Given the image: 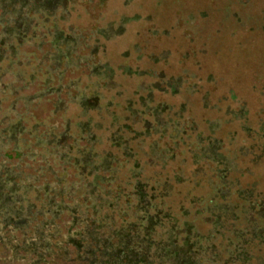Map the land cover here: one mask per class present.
<instances>
[{
	"label": "rangeland",
	"instance_id": "obj_1",
	"mask_svg": "<svg viewBox=\"0 0 264 264\" xmlns=\"http://www.w3.org/2000/svg\"><path fill=\"white\" fill-rule=\"evenodd\" d=\"M1 41L0 264H107L122 255L118 264H151V241L132 234L141 231L138 211L121 198L126 187H113L128 170L120 123L166 133L168 144L191 140V153L201 152L195 134L216 139L231 172L255 152L251 171L264 191V0H0ZM158 102L173 107L171 123L156 114ZM97 150L109 164L97 165ZM182 155V167L203 177ZM119 209L135 228L116 223Z\"/></svg>",
	"mask_w": 264,
	"mask_h": 264
},
{
	"label": "trees",
	"instance_id": "obj_2",
	"mask_svg": "<svg viewBox=\"0 0 264 264\" xmlns=\"http://www.w3.org/2000/svg\"><path fill=\"white\" fill-rule=\"evenodd\" d=\"M0 44L2 45V41ZM8 47L9 44H5L4 49ZM2 52H4L3 49L1 54ZM169 87L172 88L171 85ZM157 105L161 107L162 112L156 110V114L159 112L164 114L166 118L163 120L164 123H171L170 116H174V111L170 112L168 108L173 107L164 105L163 102H158ZM183 106L181 107L183 108ZM147 110L153 111L154 108L147 106ZM139 114L142 123H147V126L151 124L141 112ZM146 116L150 117L149 113ZM181 117L179 116V118ZM116 118L124 119V117ZM160 119H163L162 115H160ZM119 126L125 128L124 133L118 134L116 137L121 140V144L127 146L125 147L127 153H123L122 156L126 155L128 161L126 158L121 159V163L126 165L128 170L120 180L121 183L115 184L113 187L115 190L121 189L122 186L126 187V192L121 195V198L132 206L131 209L138 211L137 215L135 212L138 223L134 217L131 220L125 217L121 219L126 215L122 211L125 209L116 210L115 221L117 223L118 218L125 222V225L134 228L139 225L138 229L141 231L134 229L132 234L135 238L141 237L144 244H149L151 241L153 246L150 248H153L152 254L154 255H150L148 262L151 264H178V258L181 261L185 259L188 264H264V191L257 188L251 171L253 166L251 161L257 156L255 152H250L249 157L252 158L240 159L235 162L237 171L231 172L220 163L228 157L224 150L219 149L220 142L218 140L195 134L196 141L200 142L201 152L202 149H206L205 153L198 154L191 153L197 147L196 145L193 147L191 140L184 142L183 137L179 138L178 142L182 144L181 147L191 154L188 160L195 166L193 169L203 172V177H201L202 173L193 177L190 170L186 171L181 165V162L188 161L182 155L184 150H180L176 145L178 142L172 141L171 144L176 145L173 148L171 144L161 140L166 133H155L152 137L148 127L144 128L140 125L139 128H135L125 122L120 123ZM174 130H172L173 135ZM145 137H147V141H145ZM185 137L191 138V135H185ZM168 138L171 137L168 135ZM128 140L139 141L142 149L136 147V144L134 147L128 146ZM202 140L207 141V147H202ZM213 140L217 141L216 146L218 147L215 150L212 146L209 147ZM110 144L111 148L115 142L111 140ZM105 153L107 154V152ZM105 153L104 151L97 152V162H99L97 165H102L108 160L105 158ZM211 153L220 160L216 162L214 158H209L208 155L210 156ZM103 154L105 155L103 156ZM201 158L205 159V162L201 163L208 164L209 169L205 168L206 165L199 163L198 159ZM107 163L109 164V161ZM113 165H120V160L116 159ZM205 171L206 175L204 176ZM99 177L100 175H97V179ZM199 182H201L200 185ZM197 186L204 194L200 192L190 194L186 190L191 188V192L195 191ZM202 188H205V191ZM105 203L106 201H103L101 207H105L107 205ZM34 204L31 212L39 211L40 206L37 205V201ZM24 210L26 211L25 208ZM22 216L25 219L26 216L24 214ZM99 220L98 218L97 222L100 224ZM19 226L15 229H20ZM201 227L204 229H200ZM209 229H212L213 232L211 233ZM98 232L97 230V242H100ZM114 232H116V228ZM5 233L8 234L7 231ZM104 241L102 239V242ZM184 246H187L190 252L198 254L193 255L195 256L194 260L190 261L187 259L188 257H184V255L181 257L177 253H175L176 256L172 255L168 251L171 247L181 250ZM150 248L146 251L148 255ZM128 249L133 251L137 249V246L132 244ZM157 252H167L171 255H155ZM115 258L116 256L111 257V261L107 264H118V260L122 259L123 255L118 260Z\"/></svg>",
	"mask_w": 264,
	"mask_h": 264
},
{
	"label": "crops",
	"instance_id": "obj_3",
	"mask_svg": "<svg viewBox=\"0 0 264 264\" xmlns=\"http://www.w3.org/2000/svg\"><path fill=\"white\" fill-rule=\"evenodd\" d=\"M207 124H208V122H207Z\"/></svg>",
	"mask_w": 264,
	"mask_h": 264
}]
</instances>
